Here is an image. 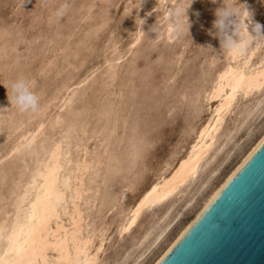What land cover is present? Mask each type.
Instances as JSON below:
<instances>
[{
    "label": "bare ground",
    "instance_id": "6f19581e",
    "mask_svg": "<svg viewBox=\"0 0 264 264\" xmlns=\"http://www.w3.org/2000/svg\"><path fill=\"white\" fill-rule=\"evenodd\" d=\"M147 1L140 2L143 8L135 17L131 44L114 60L141 40L148 14L155 8H162L157 24L163 20L155 38L173 40L188 17L183 10L190 0ZM261 2L244 0L241 10V27L253 35ZM176 56L179 62V52ZM221 57L222 63L216 64ZM207 62L182 95L189 101L183 131L193 135L191 140L175 145L134 201L129 198L142 175V160L133 161L140 163L138 167L130 166L122 155L114 154L113 122L91 130L94 120L86 114L71 118L57 136L49 138L40 137L41 119L10 143L7 153L29 156L31 165L15 190L12 206L0 217V264L19 260L9 251L14 231L17 244L25 248L24 264H89L93 258L95 264H157L264 139V119L257 127L254 123L264 115V88L259 86L264 83V48L254 46L246 57H232L221 47ZM115 70L111 61L108 73L113 75ZM249 78H254L251 89ZM72 93H64L59 107ZM244 100L250 105H241ZM175 108L171 105L167 110ZM109 110L104 108L103 118ZM64 121L60 111L51 120L53 124ZM100 131L103 138L90 144ZM57 192L62 193L59 202Z\"/></svg>",
    "mask_w": 264,
    "mask_h": 264
},
{
    "label": "rangeland",
    "instance_id": "374dc122",
    "mask_svg": "<svg viewBox=\"0 0 264 264\" xmlns=\"http://www.w3.org/2000/svg\"><path fill=\"white\" fill-rule=\"evenodd\" d=\"M140 2L48 0L42 4L41 0H0V217L12 206L15 190L31 165L29 156L7 151L23 131L41 119L40 137L49 138L57 136L68 120L82 115L94 120L91 130H102L105 123L113 122L114 154L122 155L130 166L138 167L140 163L133 161L141 159L144 168L129 201L152 182L175 145H186L191 140L193 135L183 131L189 101L182 95L226 38L216 27V12L223 0H190L183 10L188 17L171 41L162 36L155 38L163 23L156 22L162 8H155L148 14L141 40L114 60L133 40L135 17L143 8ZM236 2L241 11L244 0ZM63 3L67 4L63 14L53 15ZM263 16L264 0L255 18L261 35ZM227 35L237 36L234 25H229ZM177 52L179 62L174 59ZM109 60L116 66L113 75L108 73ZM222 61L221 57L216 64ZM20 74L32 81L39 94L41 111L37 115L20 114L11 105L9 85ZM66 91L73 93L59 107ZM243 104L250 105V101L244 100ZM171 105L176 108L169 113ZM104 108L110 109L106 118L102 117ZM58 111L65 121L53 124L52 117ZM262 119L264 115L254 121L256 127ZM231 123L232 118L228 121ZM102 132L90 138V144L103 138ZM113 251L110 248L108 252Z\"/></svg>",
    "mask_w": 264,
    "mask_h": 264
},
{
    "label": "water",
    "instance_id": "95a60500",
    "mask_svg": "<svg viewBox=\"0 0 264 264\" xmlns=\"http://www.w3.org/2000/svg\"><path fill=\"white\" fill-rule=\"evenodd\" d=\"M157 264H264V139Z\"/></svg>",
    "mask_w": 264,
    "mask_h": 264
},
{
    "label": "clouds",
    "instance_id": "9594fccd",
    "mask_svg": "<svg viewBox=\"0 0 264 264\" xmlns=\"http://www.w3.org/2000/svg\"><path fill=\"white\" fill-rule=\"evenodd\" d=\"M47 4L48 0H41ZM66 3L61 4L53 13L59 17L63 14ZM216 27L219 34L226 38L222 42L224 51L232 57H246L252 47L264 48V35L260 34V25H255V35L250 34L248 29L241 27V11L236 0H223V6L217 9ZM229 25H234V32L238 40H233L227 35ZM182 27V25H181ZM11 96L9 97L12 107L20 114L37 115L41 111L40 97L34 90L31 80L23 74L18 75L9 85Z\"/></svg>",
    "mask_w": 264,
    "mask_h": 264
},
{
    "label": "snow or ice",
    "instance_id": "6c2138e0",
    "mask_svg": "<svg viewBox=\"0 0 264 264\" xmlns=\"http://www.w3.org/2000/svg\"><path fill=\"white\" fill-rule=\"evenodd\" d=\"M261 77H264V73H261ZM243 79V78H242ZM254 86V78H249V83H248V87L249 89H251V87ZM261 88H264V83H261L259 85ZM65 185H67V181H65ZM155 191V190H153ZM62 198V193L57 192L56 193V200L57 202H59ZM55 205H51L50 208H54ZM35 208L36 206L33 205V213H32V218L35 219ZM23 231V229H21V232ZM34 235V233L30 230L28 233V236L31 238ZM17 233L14 231L13 234L9 237V243H10V247H9V251L10 252H15L17 254V257L19 258V260H14L12 262V264H24V252H25V248L22 245H18L17 242ZM34 242V241H33ZM2 259V258H0ZM89 264H95V260L94 258L92 260L89 261Z\"/></svg>",
    "mask_w": 264,
    "mask_h": 264
}]
</instances>
